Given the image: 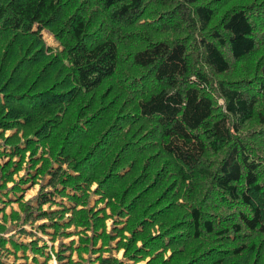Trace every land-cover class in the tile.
Returning a JSON list of instances; mask_svg holds the SVG:
<instances>
[{"label":"trees","instance_id":"1","mask_svg":"<svg viewBox=\"0 0 264 264\" xmlns=\"http://www.w3.org/2000/svg\"><path fill=\"white\" fill-rule=\"evenodd\" d=\"M0 157L63 264H264V0H0Z\"/></svg>","mask_w":264,"mask_h":264},{"label":"rangeland","instance_id":"2","mask_svg":"<svg viewBox=\"0 0 264 264\" xmlns=\"http://www.w3.org/2000/svg\"><path fill=\"white\" fill-rule=\"evenodd\" d=\"M43 39L47 46H50L52 49L57 50L58 49V43L54 40L53 36L47 32L42 31ZM12 133L8 132L7 135H11ZM28 157L26 159V163L22 165L21 171L17 174L10 175L8 171L2 176L3 171L2 167L6 163V159L3 157H0V188L6 187L3 190H0V194H3L2 197L6 201L12 200L13 204L4 205L1 206L0 204V237L5 239H10L11 234L16 236V239H19L22 244H29L32 241L38 240V247H42L43 245H46V248H49L47 251H49L54 259L51 257V260L47 264H63V256H61L63 253L65 255H68L67 250H63L64 246H68L71 241H77V236L73 235L69 238L65 237L62 233V230H59L56 232V235H47L45 233H41L37 228L39 225H42L46 223L45 219H36V216L34 213H36L37 205L35 202V197L38 194V190L41 185H45L47 182L48 175L44 176L43 178H39L36 185H33L31 182H28L25 184L26 190L22 191L23 195L21 196V199H17V197L13 194L16 189L13 187L19 183L17 180L23 178L24 180L27 178L26 171L28 170ZM18 159L15 161L17 162ZM12 176V180H8V178ZM95 186L92 187L94 190ZM95 197L93 194L89 197V207H93L95 204ZM30 203H32L33 206H28ZM6 204V203H5ZM3 205V204H2ZM46 208V207H44ZM47 207L46 209H48ZM53 210L58 209V207L53 206ZM33 221V222H32ZM108 229L111 228V222L108 221ZM27 224L32 225V229L29 226H25ZM30 231V234H27L24 232V230ZM73 230L74 227H73ZM70 231V230H68ZM51 232V230L49 231ZM92 234V232H90ZM74 241V242H75ZM12 243H7L6 248L10 251H14V248H12ZM52 249V250H51ZM91 249V248H89ZM4 250L0 246V257L2 261L5 262V264H16L15 258L12 255L9 256H2ZM111 256L123 261L122 252L116 254L114 251L109 253ZM31 256L30 254H28ZM16 256H22V252L19 251ZM73 259L77 260V255L73 254ZM92 259V254L89 252V254L84 255V263L87 264ZM55 261L56 263H54ZM24 260H18L17 263H23ZM32 264V262H30Z\"/></svg>","mask_w":264,"mask_h":264},{"label":"crops","instance_id":"3","mask_svg":"<svg viewBox=\"0 0 264 264\" xmlns=\"http://www.w3.org/2000/svg\"><path fill=\"white\" fill-rule=\"evenodd\" d=\"M9 204H13V202H12V200H10V202H8V203H6V204H1V206H4V205H9ZM44 207H46L47 208V206H44ZM25 226H29L31 229H32V227L30 226V225H25ZM26 230V229H25ZM68 230H70V231H68ZM67 231L68 232H71V231H73V227L72 228H70V229H68ZM27 231V230H26ZM28 233L27 234H30L31 233V230L30 231H27ZM67 238H69V237H67ZM10 239H12V241H14V242H16V243H18V244H22L21 243V241L19 240V239H16V236L15 235H12L11 234V238ZM75 241V240H74ZM77 241H78V237H77ZM77 241H75V242H77ZM70 244V243H69ZM69 246V245H68ZM75 246H77V244L75 245ZM65 247V246H64ZM49 248H46L45 249V254L46 255H50V259H49V261L51 260V257L54 259V257L52 256V254L49 252V251H47ZM65 249V248H64ZM63 249V250H64ZM52 250V249H51ZM22 252V251H21ZM67 252H68V254L70 253V251H68L67 250ZM17 254H18V252H17ZM28 254H30L31 256H29ZM73 254H76L77 255V253L76 252H74ZM73 254H72V259H73ZM87 254H89V253H87ZM63 255V254H62ZM61 255V256H62ZM64 255H65V253H64ZM84 255H86V254H84ZM84 255H82V259L83 260H79V257H78V255H77V260H74L75 262H78V261H80L81 262V264H83L84 263ZM22 256H23V253H22ZM22 256L20 257V256H18L19 257V259H17V260H15V262H16V264H23V263H27V264H30V262H32V257H33V254H32V252L30 251V250H27L26 252H25V256H27V260H24V259H22ZM41 262L42 261H44V258L43 257H37ZM18 260H24V262L23 263H17V261ZM48 261V262H49ZM63 261H64V259H63ZM47 262V263H48ZM54 263H56L55 261H53ZM64 263V262H63ZM32 264H33V262H32ZM87 264H89V263H87Z\"/></svg>","mask_w":264,"mask_h":264}]
</instances>
